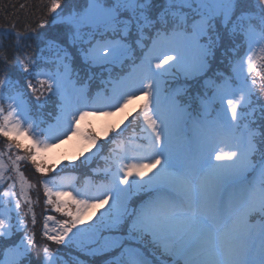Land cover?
I'll use <instances>...</instances> for the list:
<instances>
[{
    "label": "snow or ice",
    "instance_id": "1",
    "mask_svg": "<svg viewBox=\"0 0 264 264\" xmlns=\"http://www.w3.org/2000/svg\"><path fill=\"white\" fill-rule=\"evenodd\" d=\"M46 7L63 29L54 36L0 25V185L12 181L0 196V264H33L36 249L34 233L17 237L26 228L17 183L36 224L28 192L36 186L20 161L52 171L38 162L40 149L77 135L95 148L81 163L99 157L104 166L81 188L61 175L68 164L40 181L44 203L68 217L51 229L55 217L45 216L42 235L71 256L45 244L40 264H85L81 256L102 257L100 264H264V132L253 127V98L264 93V0ZM33 38L44 43L39 56L26 51ZM95 69L102 87L93 91ZM141 96L133 120L106 144L82 131L87 118L122 112ZM259 110L264 118V105Z\"/></svg>",
    "mask_w": 264,
    "mask_h": 264
},
{
    "label": "rangeland",
    "instance_id": "2",
    "mask_svg": "<svg viewBox=\"0 0 264 264\" xmlns=\"http://www.w3.org/2000/svg\"><path fill=\"white\" fill-rule=\"evenodd\" d=\"M142 103H144V98L141 96L139 99L133 100L122 112H114V114L111 116H106V115L101 114V115H96V116H92L90 118H87L84 122H82L81 129L85 133L88 131L94 130L95 133H97V134H102V132L105 130H110V132L112 131V133H113L118 128L124 129L125 127L128 126L127 123H128L129 114L133 115L136 111H138L141 108V105H143ZM113 136L114 135L109 136L106 140L101 135H99L100 143L106 144L107 141L111 140V138ZM41 139H43V138L41 137ZM22 142L24 145H26L28 147H30L32 145V141L27 136L22 137ZM88 146H89V142L85 139V137L77 135V136H73L71 139L64 140L62 143L55 144L54 146H52L46 150L40 149L39 156H38V162L40 164H42L44 167L52 169V171H49V172H51L50 174L49 173H43L42 175H38V172L36 171L35 166L31 163L30 160L20 161V170L24 173L27 181L36 186L35 188H30L28 190L29 195L31 196L32 200L34 201L33 211L36 214V221L38 220L39 207H40V204L42 202L41 197H42V195L44 196L43 186L40 183V181H42L45 178H48L47 177L48 174L54 175V174H56L55 172H57V171H58V173L61 172V169H63L66 164H69L72 161H74V158H75L74 152L76 153L77 151L82 150L84 152V155H86V156L91 155V152H94L95 148H92L90 151H88L87 150ZM0 150H5V141H4L3 137H0ZM12 152L16 153L17 150L15 148H13ZM18 154L19 155H25L26 149L25 148L20 149ZM104 154L105 155L107 154V148H105ZM96 159L102 162L101 158L98 157ZM94 161H92L90 164H86V165L88 166V165L94 164ZM74 162L75 163L72 164L74 167L65 169V171L62 172L61 175H67V176H71V177L76 178L77 174L72 173V172L87 171L86 168H84V169L81 168L82 166L80 164H82V163H81L80 157L78 158V161H74ZM25 163L30 167V170L32 173L31 175L30 174L27 175V173L24 172L23 168H24ZM52 167H55V170H53L54 168H52ZM58 168H60V169L57 170ZM95 168L97 169V167H95ZM95 168L92 167V171ZM98 168H102V165L98 166ZM91 173H93V172H91ZM6 175H12L11 171L6 173ZM50 177H52V176H50ZM9 183H12V181L8 180L4 184L0 185V190H2V193H0V196H2L3 191L7 189V185ZM75 183H76V180H74V186H75ZM65 190L71 191V187L66 188ZM54 191H55V189H54ZM14 192L16 193V199H19L21 201V208L19 210V214H21L23 216H28V215L31 216V213H29L28 215H25V213L28 212V206H27V204L24 203L22 195H20L19 183L16 184ZM45 199L46 198L44 196V200ZM64 199H68V198H64ZM44 200H43V203H44ZM34 208H35V210H34ZM70 208L72 211H75V206L72 205V206H70ZM101 211H104V209L96 210V215L98 213H100ZM96 215H95V218H96ZM13 216H14V213H13ZM49 216H53V215H51L49 213ZM93 218L94 217H90L89 222H94ZM31 220H32V217H31ZM58 222H59V220L50 221L49 222V228H51V229L58 228L59 227ZM13 223H15V220H13ZM28 223L29 222H26L27 225H28ZM25 232H28L30 234L35 233L36 232L35 225L32 224L31 226L26 228ZM47 244L50 248L52 247L49 242ZM51 250L53 252H55L56 247L51 249Z\"/></svg>",
    "mask_w": 264,
    "mask_h": 264
},
{
    "label": "trees",
    "instance_id": "3",
    "mask_svg": "<svg viewBox=\"0 0 264 264\" xmlns=\"http://www.w3.org/2000/svg\"><path fill=\"white\" fill-rule=\"evenodd\" d=\"M70 0H61V7L63 8L65 6V4H69ZM24 4L25 7L21 8L20 5ZM48 4V0H0V25H4L5 29L8 27V25L10 23H14L17 26V29L20 31H24L26 28H34L36 29L37 32H46L48 33L49 36H54L55 34H57L58 32H61L62 26L59 24H55L53 23V19H52V15H49L48 11H47V7L46 5ZM71 6V5H70ZM60 9H57V11H59ZM43 22L44 23V27L43 28H39L38 25ZM15 42V35L11 34L7 37H5V45L8 47L9 53L11 54V46L14 45ZM27 45H31L30 48H26V51L32 52L34 53L36 56L40 55V49H42L44 47V43L43 41H38L35 38L28 40L25 42ZM230 53H228L229 56ZM224 63H227V58H223ZM220 65L219 60L217 61L216 65ZM9 68L11 69L12 73L15 74L16 72V66L14 64L9 65ZM102 70L101 69H95V78L91 81V84L94 85H98V83L101 81L102 77L100 76V72ZM118 71V70H117ZM82 75H84L83 72H81ZM107 73H105L104 78H106ZM257 97H254V107L256 108V112L254 113V119L256 120L255 123L257 124V130L264 132V118L261 117L260 114V110L259 107L261 105H264V93L261 92H257ZM47 112V109H45V114ZM137 113V111L134 113V115L131 116H135ZM118 131H121V128L115 130L113 133L112 131L110 132V130H105L102 132L101 135L104 139L107 140V138L111 135H115ZM131 130H129L130 132ZM83 153V154H82ZM74 161H78V158H81V162L85 159L86 155H84V152L82 150L77 151L76 153L74 152ZM72 161L71 163H69L68 165H72L75 162ZM82 167V169L86 168L87 171L85 172H93L92 171V167H97L102 165V162L99 160H95L94 164L91 165H86V164H80ZM53 170H55V167ZM80 168V169H81ZM60 168H58L57 170H59ZM96 169V168H95ZM24 172L27 173V175H31V170L30 167L25 163L24 164V168H23ZM47 173H51V172H47ZM43 173H39L38 175H42ZM41 199L43 200V195L41 197ZM43 201L40 204L39 207V212H38V220L36 221L35 224V230L36 232L35 234V238H36V249L33 252V264H39V261L41 260L42 257V249L43 246L46 244V238L43 237L42 235V230H43V223H42V214L44 211V205L42 204ZM35 210V208H34ZM53 214L55 216H58L59 218H68L66 216H64L62 213H57L55 210L53 211ZM100 213H98L96 215V217L99 216ZM24 220V224L26 225V228H28L29 226L32 225L31 221V216H24L22 218ZM95 220V217L93 218ZM93 220V221H94ZM26 222H29L28 225L26 224ZM25 229H23L21 232L17 233V237L23 236L25 234ZM27 234H30L28 232H26ZM49 242V241H48ZM50 245L52 246L51 249L56 247V250L59 248L61 250V254L63 256L64 260H67L69 262H71V256L68 255V252L66 250L63 249L62 245H56L53 244L51 242H49ZM102 257H96V259L94 258L95 261L97 260H102Z\"/></svg>",
    "mask_w": 264,
    "mask_h": 264
}]
</instances>
